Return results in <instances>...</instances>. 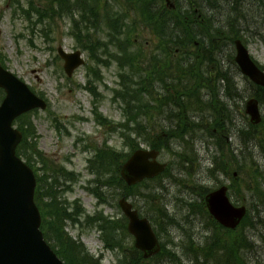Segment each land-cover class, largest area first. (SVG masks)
<instances>
[{"label": "rangeland", "instance_id": "1", "mask_svg": "<svg viewBox=\"0 0 264 264\" xmlns=\"http://www.w3.org/2000/svg\"><path fill=\"white\" fill-rule=\"evenodd\" d=\"M102 5L100 8V18L93 19L90 24H80L79 30L82 36L86 37L87 42L95 41L94 48H98L100 55L98 57L90 58L89 52L86 47H89L85 42L78 43L71 35V26L78 23H85L82 21L80 13H76V18L69 16H59L44 11V17L39 20V15L31 7L32 3L37 9H44L48 6L45 0H0V63H4L6 69L14 73L22 81L27 83L38 95H43L49 107L46 110H38L32 114L27 115L28 118H33L35 132L38 136V151L42 153L43 157L50 163L51 166L66 167L73 171L75 174V182L73 191L63 195V200H68L70 204L68 207H73L74 200H80L83 208L87 213L93 214L96 211V216L112 217L118 220L122 217L123 213L118 200L120 199L123 191L113 185V189H105L104 193L107 201L110 204L98 205L96 198L88 191L86 187L94 186L93 180L95 176L88 171V159L92 158L95 152L104 149L99 146L104 144L105 141L108 145L114 147L115 151L129 152V147L123 143V135L121 132L130 136L128 128H134V124H124L117 122L121 121V106L119 100L112 99L111 89L121 85L119 73L121 68L120 60L112 62L110 66L105 65V57L102 55L103 50H99V44H105L104 50L111 53L113 45L121 44L125 39L134 41L131 51L137 55L142 54L143 57L149 58L148 47L150 43H155L156 39L145 28H139V21L147 22L145 20V13L143 11L130 12L125 8L124 0H98ZM134 1V0H132ZM193 0H176L178 13L169 14L164 13L158 16L154 21H157L156 27L159 28V35L162 40H176L177 43H183L190 39L203 38V42L207 48L214 47L215 54L211 50H207L208 55L203 58L195 57L194 52H182L175 58L172 55L173 50L161 48L160 54L158 50H152L151 56L158 57V63L150 61V70L156 77V82L150 76L147 80L148 86L155 89L150 100H144L142 97L139 104L141 108L136 106L134 114L146 115L148 110H143L145 106H150L151 103H156L157 108L155 111L158 113L164 111L163 114H151L150 121L165 124L164 128L171 122H174L175 117L181 116L182 111L188 115L189 123L185 131L186 135L181 139L168 142L169 149L162 150L160 160L163 162H171V170L169 169L168 175L154 179L134 189L130 201L136 206L140 212L149 217L156 212V207L166 209L172 223L168 226V234L172 237L173 243L168 240V237L163 234L162 242L167 243L168 247L176 250L177 255L181 257L182 264H193L192 259L184 255L182 246L189 243V236L192 235L198 242H204L207 230L204 228V220L200 217L197 206L191 207L190 204L200 203L198 196L199 190L203 187L205 191L207 188L214 189L221 185V183H229L230 180L225 176L226 172H231L229 165L223 163L222 168L226 171L210 176L206 170L210 166L209 162L212 159V152L215 150L214 138L209 135L210 130L218 136L220 131L225 127L226 130L231 131L237 135L236 130L246 128L250 119L246 117L245 104L248 99L257 91L256 87L250 82L248 78L243 76L238 69L234 57L235 51L233 45H230V40L234 37H241L245 45L248 47L252 58L261 66L264 67V0H197L201 7V15L204 17L205 22H194L190 25L187 19L189 8H191ZM107 3V6H106ZM106 8V9H105ZM24 9V12L23 10ZM82 11H85L82 9ZM150 11V10H149ZM29 12V14H27ZM87 16L89 13L84 12ZM78 16V17H77ZM113 19V23L119 25L126 24L123 36L112 33L107 29L109 17ZM107 19V20H105ZM171 19V24L166 30L160 23L161 21ZM76 20V23H74ZM142 20V21H141ZM144 21V22H143ZM109 23H112L110 21ZM108 23V24H109ZM184 25L188 26V32L183 29ZM175 29H173V28ZM178 33V35H177ZM205 33V34H203ZM174 40V41H175ZM211 42V43H210ZM110 44L107 46V44ZM62 46L66 51L73 52L81 50L86 58V65L76 70L72 78H68L64 72V62L58 55V48ZM188 49V48H187ZM189 50V49H188ZM118 50H112V54L118 58ZM195 51V50H194ZM96 56L97 51L94 52ZM160 54V55H157ZM213 57V59L211 58ZM145 62V60H144ZM213 62V63H212ZM134 67L138 69L142 66V60H134ZM178 64V65H175ZM171 64V65H170ZM221 67L224 77L230 85V93H236L239 97L236 100L226 98L223 90H217L218 99L213 100V93L216 91L208 84L206 89L200 90L201 100L198 102L194 98L192 106L188 99L181 98L185 105L183 108L177 106V92L172 88L179 90L192 87L194 84L201 85L206 82L212 66ZM3 65V64H2ZM131 68L128 64H126ZM230 71L229 73L227 72ZM227 73V74H225ZM97 74L103 76V81L97 82V91L100 97L95 101L99 105V113L104 117L110 119L109 125L115 128L116 133H109L107 130L100 126L93 114L94 99L93 95L85 89L88 81L96 78ZM122 74H127L126 70ZM128 81L125 82L127 86L133 90L138 88L141 83V72H130ZM147 79V78H145ZM224 83L217 82V88H222ZM145 87L146 83H145ZM204 87V86H203ZM118 89H121L119 86ZM1 91V90H0ZM158 93L160 96L158 97ZM0 93V97H1ZM261 97L264 98V91ZM130 98V97H128ZM165 98L166 101L161 100ZM242 98V99H241ZM1 100V99H0ZM216 105H213V103ZM130 109L137 103H133L129 99ZM227 105L226 119L220 127L212 124L206 128L208 121L212 120V112L218 111L223 105ZM262 115L264 118V102L260 105ZM187 108V111L184 110ZM169 111V113L165 112ZM223 114H219L221 116ZM217 116V117H218ZM57 120V122H56ZM59 120V121H58ZM126 120H129L127 118ZM22 121L27 122L26 117ZM138 121H141L140 119ZM144 121V120H143ZM142 121V122H143ZM133 123V122H132ZM251 126V125H250ZM171 126L168 128L170 129ZM237 128V129H236ZM136 129V128H135ZM166 129V130H168ZM263 131L264 128L262 127ZM162 129L156 131H148L145 135L139 138V141L146 147H150V141L158 140L161 142L163 137L155 135ZM258 127L251 126L250 133L245 136L246 132H242L240 141L236 138L233 139L235 147L241 148L244 152L235 156V161L240 165L245 161L252 163L253 161L258 165L264 175V143L258 134ZM244 135V136H243ZM137 138L136 135H132ZM243 139V141H241ZM248 141V143H247ZM243 144V145H242ZM261 145V146H260ZM152 146V145H151ZM248 147V148H247ZM233 149V148H232ZM171 150L181 151L180 153H172ZM33 153L32 150H30ZM170 152V153H169ZM218 157V156H217ZM193 159L192 168L187 170L183 168L185 159ZM223 162H225V159ZM195 184V188H194ZM116 197H112L114 193ZM149 192H154L156 199H150ZM239 198L243 201L249 200V195L245 192L241 193ZM233 201H237V195L233 191L230 192ZM261 217L264 220V209ZM155 211V212H153ZM100 213H103L102 216ZM84 218H86V213ZM206 218V217H205ZM207 219V218H206ZM121 225V221L118 220ZM256 222V221H255ZM98 225V223L96 224ZM210 225V224H206ZM67 231L71 237L81 239V243L93 255L98 256L104 252L103 264H117L122 253L119 255L114 254L111 250H103L104 243L98 237L99 234L96 230L89 229L85 224L84 226L68 225ZM248 234L255 241V248L251 252H247L252 262L261 261L264 264V230L262 234L257 230H248ZM258 232V233H257ZM57 233L52 232L51 242L59 248V241L56 238ZM68 235V234H67ZM263 236V237H262ZM63 237V234H62ZM56 239V240H55ZM66 242L65 238L63 237ZM127 246H131L134 242L129 236L124 237ZM147 264H175L167 262L163 256L152 258Z\"/></svg>", "mask_w": 264, "mask_h": 264}, {"label": "trees", "instance_id": "2", "mask_svg": "<svg viewBox=\"0 0 264 264\" xmlns=\"http://www.w3.org/2000/svg\"><path fill=\"white\" fill-rule=\"evenodd\" d=\"M46 1L49 2V5L45 8V10H38L41 19H43L44 17V11H51L53 14L57 13L59 16H61V13L64 12L65 8L66 10H70L71 8H73V6L78 8L77 5L81 3L79 0H73L75 4H73L74 2H72L71 0ZM27 14H29V12H27ZM161 24L165 27V30L172 26L171 23ZM156 25L157 23H150V26L152 27V29H154L155 33L159 35L160 30L158 27H156ZM120 27L121 26H117V28ZM74 28H78V23L74 25ZM183 29H187L186 31L188 32L187 25H184ZM74 35L77 38V32H75ZM174 40L164 41L161 38V45L164 43L175 45V47H185L188 49L192 47V44H189V42L177 43ZM87 44L89 45L90 49H93L92 41L87 42ZM212 54H215V51H212ZM205 56L206 55L204 54V57ZM211 58L213 59L212 56ZM149 75L154 79V81L156 80L155 75L151 71H149ZM148 78L145 79V77L142 75L140 83L141 86H139L138 88H133V90L122 91L123 98H126L124 99L126 105L124 107L125 116L132 114L133 119H136L138 114H134V111L137 105L130 109L131 103H129V99H131L133 103H137L138 107L141 108L139 103L143 97V94L147 92L148 88L150 87L147 83ZM145 83L147 87H145ZM198 87L199 86H195L194 88L187 90L185 88V91H183V93L189 94V98L190 96L194 97L195 94H198V92H195L196 90H198ZM259 90L263 91L264 89L259 88ZM215 94L217 95V93ZM260 95L261 93H258V97H260ZM177 105H180V108H183L182 105H185L182 102L180 95L177 96ZM213 105H216V103L214 102ZM143 110H149V106H145ZM24 117H26L27 122L22 121ZM178 119L180 124H178L177 129L171 128L170 132L168 133V137H180L179 134L183 135L186 132L185 130L189 125L187 116L183 114L179 116ZM223 121L224 120L222 116H218L216 119H214V123L215 125H218V127L223 124ZM142 125L143 124L141 122L137 123V128L136 130H134L137 136L136 139L131 138L132 140L130 141L129 136L126 135V131L125 134L122 133L124 140L130 143L129 146L132 150H136L137 147H139L138 145L141 142H137V140L141 138L142 135H145L147 133L146 126ZM18 127L23 132L24 138L22 143L18 147L17 154L20 157L24 158L26 163L31 167L34 166V162L36 160L35 156H38L40 161L44 165V168L42 169L44 171V176L40 178L38 177V187L36 192V200L43 217L42 229L45 233L47 232L51 235L52 232L57 233L56 238H58L57 240L59 241V248L57 249V253L65 260L66 264H100L99 260L93 259V257L88 254V252L84 249L83 244H81L79 241L73 240L70 236L67 235L64 230V220L71 218L73 215H77L81 211V207L76 205L75 212L69 213L67 209L64 206H61V204L57 201L59 198L58 194L60 191L58 190V188L60 187V183L56 178H54L52 183H49L47 181L49 177L53 176V174H49V166L47 167V162L45 161L42 153L38 151L37 142L35 140L36 132L34 130L31 119L28 118L27 115H24L19 119ZM262 127L264 128V124L259 127L261 133L260 139L264 143V131ZM221 128V131L225 132V127L224 130L223 126ZM154 130H156L155 124L153 125V131ZM250 131L251 127L248 131H245V136H247ZM223 142L224 140L222 139V144H224ZM150 143V145H152V148L161 149L168 142H166L165 144L162 141L160 142L158 140H153L150 141ZM222 144H219L221 154H224V156L226 155L227 159L224 157L225 162H223V159L221 158V162L227 163L229 165V169H231L232 172L231 164H234V160L231 159L230 150L228 149L226 153V147L223 149ZM30 150H32L33 153H31ZM126 158L127 154H122L112 149H102L97 154L94 168L98 176L104 179L106 183L112 184L110 186L115 185V190H117V188H121L124 193L123 195L129 197L133 195L129 193H134V189L139 186L131 188L127 187L120 177V166ZM234 169L238 171L239 177L236 179H232V182L230 184V191H233L234 194H236L238 197V195L242 193L243 189V192L249 195V212L238 229L228 230L221 227L210 217L203 203V200H201V202L198 204H190L191 207L197 206L199 212L202 211L205 213V217L210 224L209 227H207V232H210L211 230V233L205 237L204 242H198L192 235H188L190 237L189 243L182 246L184 255L188 258H191L194 264H263L260 263L261 261L252 262L249 258H247V253L243 252L241 248H248L250 245V234H248L247 229H256L259 222L263 221L261 217L262 211L260 210V208L263 207L264 209V175L254 161L252 163H248L247 161H245L243 165H240L237 162ZM231 172L226 173L231 177ZM145 184L146 183H144L143 185ZM201 190V194L203 195L205 191L203 189ZM134 195L136 196L135 193ZM148 196L150 199H156L154 192H149ZM160 207L161 206H155V209H157L156 212L153 211L155 213L149 217L152 223L156 226V230L160 239H162V235L165 234L168 237V240L173 243L171 236L168 234L167 224L170 225L172 223H175V221H172V217L170 218L168 212ZM88 221L92 224L93 218H90ZM94 221L95 222L92 225L97 226L101 231V237L105 244L104 247L116 253L117 255H119V253H122V256L119 258V264H147V262L151 260L144 259L142 253L137 250L133 244L130 247L126 245L124 237L129 236V234L126 229V224H124L122 221L121 225L119 221H110L105 217L95 218ZM97 223L98 225H96ZM62 234L66 242L64 241ZM55 246L53 247L56 249ZM160 256H163V259L165 261L169 260L170 262H173L175 264H182L181 257L177 255L176 250L168 247L167 243L162 242V251L157 255V257Z\"/></svg>", "mask_w": 264, "mask_h": 264}, {"label": "water", "instance_id": "3", "mask_svg": "<svg viewBox=\"0 0 264 264\" xmlns=\"http://www.w3.org/2000/svg\"><path fill=\"white\" fill-rule=\"evenodd\" d=\"M236 62L241 72L256 84L264 86V72L252 60L248 49L236 41ZM59 54L65 61L69 76L84 64L79 51L68 53L62 47ZM0 88L6 97L0 105V264H63L43 239L39 227L40 213L34 203L36 181L32 170L16 156L22 133L13 127L14 120L33 109L46 108V103L31 92L19 78L0 66ZM247 112L254 122H260L258 102L250 100ZM157 152L139 150L124 164L122 175L129 184L152 178L164 169L155 159ZM211 215L223 226L234 229L246 215L245 207H235L222 187L206 197ZM121 208L129 219L128 230L135 246L150 257L160 251L158 239L148 219L140 218L126 200Z\"/></svg>", "mask_w": 264, "mask_h": 264}, {"label": "flooded vegetation", "instance_id": "4", "mask_svg": "<svg viewBox=\"0 0 264 264\" xmlns=\"http://www.w3.org/2000/svg\"><path fill=\"white\" fill-rule=\"evenodd\" d=\"M113 1L114 2H118V1H115V0H113ZM124 1H125V8H126L127 11H130V12L139 11L138 9H136L138 6L135 7L136 3H134L132 0H124ZM134 1L136 2V0H134ZM170 1H172V0H170ZM172 2L175 3V6L174 5L173 6L176 7L175 9H176V11H178V8H177V5H176L177 4L176 0H173ZM165 4H166V0H141V6L143 8L146 9V7L148 5V9L152 12L151 13V17L152 18H156V17L162 16L164 14ZM167 5L169 7H171L170 4L167 3ZM197 6H198L197 0H193L192 4H191V8H189V10H190L189 14H187V16H186L187 19L191 22L190 25H193L194 22H198V21H200L201 23L205 22V19H204V17H202L201 13L199 12V8H197ZM176 14H177V12H176ZM97 19H98V15L96 14V20ZM203 34H205V33H203ZM203 38H205V37H202L199 40L194 38L193 43L196 45V47L199 46L202 43Z\"/></svg>", "mask_w": 264, "mask_h": 264}, {"label": "bare ground", "instance_id": "5", "mask_svg": "<svg viewBox=\"0 0 264 264\" xmlns=\"http://www.w3.org/2000/svg\"><path fill=\"white\" fill-rule=\"evenodd\" d=\"M227 108H228V106L225 104L220 109H221V111H227ZM199 214H200V217L204 220V222L206 224H209V221L205 218V213L200 211ZM256 229L262 234V231L264 230V220L259 222V224L257 225ZM249 239L251 240V241H249V244H250L249 247L248 248H245V247L241 248L243 250V252H246V253L250 252V251L252 252L253 249L256 247L255 246V241L252 239V237L250 235H249ZM250 260H253V259H250Z\"/></svg>", "mask_w": 264, "mask_h": 264}]
</instances>
